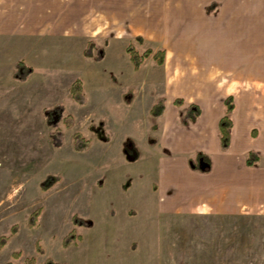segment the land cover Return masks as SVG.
Listing matches in <instances>:
<instances>
[{
	"label": "rangeland",
	"instance_id": "374dc122",
	"mask_svg": "<svg viewBox=\"0 0 264 264\" xmlns=\"http://www.w3.org/2000/svg\"><path fill=\"white\" fill-rule=\"evenodd\" d=\"M111 1L0 0V236H10L0 250V264L24 263L29 256L36 257V264H45L47 258L60 264H264L263 205L258 212L245 215L206 214L203 203L191 210L185 195L178 199V192L172 187L165 190L159 181V157L154 152L170 156L171 151L158 144V124L145 109L141 113L140 105H148L164 93V66L172 69L176 61L171 57L159 66L150 57L145 60V69L137 72L131 68L126 39L111 40L105 47V37L121 34L116 20L126 24V14L129 19L136 15V5H146L141 4L143 0H129L134 9L130 14L118 6L114 9L120 2ZM147 2L149 9L142 15L148 17L153 12L156 18L164 14L169 19L177 17V11L164 9L161 1ZM201 10L208 18L232 19V29L234 24L236 28L242 26L246 19L264 18V0H207ZM42 17H48L45 26L37 24ZM133 21L122 31L139 51L173 50L169 36L176 29L173 24L162 22L160 31L165 34L155 40L142 35L141 42L136 39L141 34L133 30L137 24ZM245 25L249 37L245 42L263 49L264 23ZM145 26L151 28L149 23ZM195 31L193 28L183 34L189 37ZM222 35L212 30L197 35V55L203 62L222 51L206 47V42L204 47L199 45L206 38ZM91 39L98 42L95 52L98 47L105 48L104 59L85 55ZM18 60L34 68L24 82L13 77ZM180 71L183 77L189 75L185 66L181 65ZM199 76L204 80V73ZM77 78L83 81L84 104L72 96L71 86ZM230 80L226 87L214 90L221 96L233 93L242 116L248 94L241 89V82ZM254 91L264 110V84ZM136 95L138 117H127L126 111L137 113L129 104ZM174 101L173 113L181 125H189L182 119L187 101L181 105ZM57 103L64 104L74 117L72 126L63 121L58 125L64 133L61 147L52 144L50 134L56 127L47 123L44 114L46 107ZM100 119L107 123L108 142L89 129ZM150 119L152 130H156L149 129L143 145ZM78 131L90 143L82 151L75 148L74 134ZM250 131L253 137L260 133L257 126ZM132 134L142 146V158L136 163H130L122 152L124 137ZM48 174L59 175L60 180L43 190L40 184ZM37 208L41 214L31 226L29 217ZM74 215L92 221V225L74 224ZM15 224L18 231L12 234ZM74 230L81 240L65 247L64 237ZM38 244L44 253L37 251ZM15 251L21 252L18 258L12 257Z\"/></svg>",
	"mask_w": 264,
	"mask_h": 264
},
{
	"label": "crops",
	"instance_id": "0c3cea01",
	"mask_svg": "<svg viewBox=\"0 0 264 264\" xmlns=\"http://www.w3.org/2000/svg\"><path fill=\"white\" fill-rule=\"evenodd\" d=\"M128 1H111L120 2L119 5L116 4L113 7L116 9L118 6V9L124 11V13L127 10H130V14L134 9L137 11L136 15L133 14L129 19L126 14V24L125 22L116 20V26L118 29H121V34L116 35L114 38L105 37L103 41L105 47H108L111 40L112 42L113 40L120 42L126 39L124 44L126 50L129 40L122 30L123 28L124 30L127 29L125 28L127 26H131L133 18H135L134 24L137 23L133 30L141 34V36H147L148 39L155 40L154 37L158 38L160 35H163L164 32L163 30L160 31V25L169 19L170 16L168 14L162 15L161 18H156L157 14H153L152 12L147 17V15H142L144 12L146 14L147 9H149L147 0H143L144 2L141 3L146 4L145 6L136 5L134 9ZM158 1L163 3L164 9H175L177 11L176 18L169 19V21L171 20L170 22H164L171 23L176 27L172 35H169L172 38L173 50H166L164 48L166 50V63L172 57L175 59L176 64L172 69L167 64L164 66L162 87L164 93L155 96L148 105L147 103L145 105L141 103L140 105L141 113L145 109V112L151 115L150 111L158 97L166 96L167 98L164 113L159 117H153L158 124V144L167 146L171 151L170 156L160 155L157 151L154 152L159 157L161 176L159 181L164 185L165 190H170L172 187L173 191L178 192L179 196H176L178 199H181L185 195L186 197L183 199H189L190 205L188 207L191 210L196 209L198 205L203 203L206 214L245 215L256 213L262 205L264 206V110L260 101L261 98L256 96L257 94H255L254 90L261 88V85L264 84V66L262 65L264 61L261 60L262 53L264 55V48H257L255 44L245 42L249 37L247 36V31H244V29H247L245 24L252 25L254 21L264 23V18L255 17L249 20L246 19L242 26L236 28L234 24L233 28L230 29L232 19L203 16L201 9L207 0ZM80 9H85L84 5L80 6ZM141 11L144 12L141 13ZM48 17H42L37 24L41 26L47 25L49 21L47 22L46 18ZM84 17L85 13L83 14V19ZM94 22L95 20L93 19L90 23ZM146 23H149L150 29L145 26ZM193 28L196 29V33L193 32L189 37L183 34L184 31ZM252 28L254 30L253 26ZM203 30L223 33L222 36H216V38L208 37L209 39L206 38L199 45V48H201L206 42V47L222 51L219 56H213V59L209 62H203L202 57L197 55L198 46L195 45L197 35ZM105 39L108 41L107 44H105ZM186 41L188 42L186 43ZM105 55L106 51L104 57ZM144 64L145 62L139 69H135L132 64L131 68L133 66V69L139 72L145 69ZM181 65L185 66L188 70V76L183 77L180 73ZM201 72L205 74L203 82L201 81L202 78H199ZM230 78V81L241 82V89L246 90L248 95L246 94L245 112L241 114L242 116L239 114L238 103H235L232 115V142L227 150H223L220 146L219 122L224 114L225 98L230 94H234L227 92L222 93L221 96V94L217 95V90L214 89L226 87ZM138 98L139 95H136L134 100L128 101L132 108H134V113L138 111ZM176 98L185 99L187 101L186 107L192 103L198 104L201 107L202 112L195 122H190L189 125L180 124L177 113H173L172 109L171 101H174ZM122 109L123 111L126 110L124 107ZM126 115L127 117L134 118L138 117V112L129 114L126 111ZM152 123L153 119L148 120V129L141 140L143 145L149 129L152 130ZM252 123L258 124L252 125ZM252 126H257L260 129V133L254 137L250 133ZM154 129L152 131L156 130ZM128 137L135 141L141 152L140 158H142V146L140 141L137 142V138L133 134L124 137L122 152L124 141ZM250 150L256 151L261 156L262 159L259 167L247 164L246 156ZM198 151H203L211 157L212 167L210 171L201 172L198 169L190 167L189 159L194 158ZM137 161L130 163H136Z\"/></svg>",
	"mask_w": 264,
	"mask_h": 264
},
{
	"label": "trees",
	"instance_id": "16d2710c",
	"mask_svg": "<svg viewBox=\"0 0 264 264\" xmlns=\"http://www.w3.org/2000/svg\"><path fill=\"white\" fill-rule=\"evenodd\" d=\"M138 41H143V37L141 35L136 36ZM107 39H105V44H107ZM97 47V42L91 40L88 43V46L85 50V55L89 57H93L96 60H102L105 53V48L99 47L96 52L94 51ZM127 53L130 56L132 64L135 69H139L141 65L145 62L146 59L152 57L155 62L159 65H162L165 62L166 50L164 48L158 49L154 51L152 48H147L143 52L139 51L133 42H130L126 48ZM34 72V68L31 65H28L24 60H18L14 64L13 77L21 82H24L32 73ZM71 92L73 98L79 103H85L86 95L84 92L83 81L80 78H77L71 86ZM166 96L158 97L157 101L153 105L150 113L152 117L161 116L166 109ZM174 103L176 105H181L184 103L182 98H176ZM225 110L224 114L219 122L220 129V146L223 150H227L232 142V127H233V112L235 109V97L230 94L225 98L224 101ZM202 110L198 104L192 103L188 105L185 109V113L183 115V122L190 123L195 122L200 116ZM44 114L47 119V123L50 126L56 127L55 131L50 134L51 142L56 147H61L64 144V133L58 127L59 123L63 121L67 126H72L74 123V117L72 114L67 113L66 107L62 103H57L51 107H46L44 109ZM89 129L93 131L98 139L103 142H108L111 139L110 134L106 129V122L104 119H100L97 123H91ZM74 143L75 148L77 150H85L90 145L89 140L81 133L76 132L74 134ZM123 151L126 155V158L129 162H135L140 158V150L136 145L135 141L132 138H127L123 144ZM260 160V155L256 151H249L246 162L250 166H254ZM189 164L192 169H198L201 171H210L212 167L211 157L203 152L198 151L194 158L189 159ZM206 164L208 168L203 169L202 165ZM60 180L59 175L48 174L41 181V188L43 190H48L51 188L57 181ZM41 214V209H35L30 217L29 224L31 226L36 225L37 220ZM74 224L79 226H87L90 227L92 225V221L88 219H84L78 215L73 216ZM18 231V225L15 224L12 226L11 233L15 234ZM9 235L0 236V250L7 244L9 241ZM82 236L78 234L75 230L68 233L63 239V245L68 247L72 243H78L81 240ZM37 251L40 253H44V249L41 245H37ZM20 251H15L12 254L13 258H18L20 256ZM36 257L29 256L25 259L24 263H15L13 261H8L7 264H36ZM45 264H60L59 262L47 258L45 260Z\"/></svg>",
	"mask_w": 264,
	"mask_h": 264
},
{
	"label": "water",
	"instance_id": "95a60500",
	"mask_svg": "<svg viewBox=\"0 0 264 264\" xmlns=\"http://www.w3.org/2000/svg\"><path fill=\"white\" fill-rule=\"evenodd\" d=\"M202 168H203V169H206V168H208V166H207L206 164H203V165H202Z\"/></svg>",
	"mask_w": 264,
	"mask_h": 264
}]
</instances>
